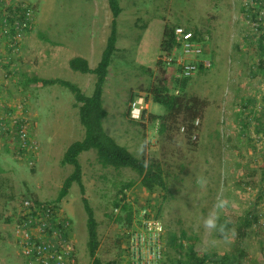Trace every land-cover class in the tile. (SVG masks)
Returning <instances> with one entry per match:
<instances>
[{
	"label": "rangeland",
	"instance_id": "rangeland-1",
	"mask_svg": "<svg viewBox=\"0 0 264 264\" xmlns=\"http://www.w3.org/2000/svg\"><path fill=\"white\" fill-rule=\"evenodd\" d=\"M5 1L11 5L26 2L35 12L33 27L8 66L10 73L2 71L7 72L2 84L9 94L27 103L26 115L38 156L30 167L15 156L12 145L0 141V264L24 261L9 217L24 197L58 205L71 222L76 264H90L78 184L73 182L67 194L56 201L63 180L73 170L69 164L60 165L62 155L84 133L73 94L57 84L23 88L17 84L14 71L60 78L89 96L95 76L71 70L68 61L82 57L90 68L96 66L110 28L107 0ZM247 1L119 0L117 50L103 87L102 105L107 116L102 127L133 156L157 163L165 189L148 191L134 171L100 166L92 149L77 156L84 197L97 222V257L102 261H127L124 242L119 243L127 226L115 221L120 211L114 213L113 202L118 198L134 207L146 204L155 211L164 227L165 246L169 234L184 231L197 238L194 249L198 253H228L235 241L234 228L229 229L225 240L203 226V218L214 211L219 195L229 201L219 217L233 223L249 210L257 216L246 231L245 257L239 264H264V194L258 197L264 187V79L255 66L256 36L241 10ZM165 24L198 29L208 37L206 55L211 64L192 75L185 87L188 96L207 101L198 130L189 138L179 125L169 123L160 131V120L151 119L164 113L161 106L151 102L149 89L158 71ZM164 76L169 84L174 81L171 70ZM131 93L146 102L144 118L139 122L124 116ZM198 176L207 180L204 187L197 183ZM125 183L131 185L122 189ZM166 255L170 260L178 257L167 246Z\"/></svg>",
	"mask_w": 264,
	"mask_h": 264
},
{
	"label": "trees",
	"instance_id": "trees-1",
	"mask_svg": "<svg viewBox=\"0 0 264 264\" xmlns=\"http://www.w3.org/2000/svg\"><path fill=\"white\" fill-rule=\"evenodd\" d=\"M107 8L109 10L111 21L108 35L105 40L104 48L101 52L99 61L94 68H90L86 59L82 57H73L69 59L68 66L71 70L80 72L83 74H93L95 81L93 84L92 92L89 96H85L81 90L73 83L60 79V78H41L34 75H28L26 72L14 71V77H16L17 84L23 86V88L36 84L40 86L57 84L67 88L74 98L73 106L77 108L79 122L84 129L83 138L78 141H74L68 145L60 160V165L69 164L73 167L72 172L63 180L62 185L58 191L56 201L63 198L70 188L73 182H76L79 186V192L82 195L81 203L85 213V226L87 233L86 249L87 255L90 259V264H114L112 261L104 262L97 257V249L99 247V240L97 236V222L94 217V211L90 206L88 199L84 197V187L81 183L82 170L77 161V156L84 151L94 150L96 161L102 167H111L113 169L128 168L140 177L141 185L148 191L155 187L165 189L163 182V174L161 167L155 162H149L148 167L143 166L146 160L144 156L135 157L125 147L120 146L116 141L108 135L103 127L102 120L107 116V113L102 105V93L103 87L106 82L108 74V68L112 61V56L116 52V17L119 15L121 8L119 6V0H107ZM261 8L264 10V0H248L241 8L242 14L253 29V33L256 36V54L257 60L255 66L257 71L262 72L264 79V15L259 17V11ZM176 24H165L162 29V36L159 44V51H163L171 47L172 45V31ZM197 35H203L204 33L198 29H193ZM41 39L47 42L51 41L44 35L39 34ZM158 71L154 79V83L149 89L150 99L152 103H155L162 107L164 113L159 116H151L152 120L159 119V130L163 131L165 127L170 123L171 125H179V128H183L184 134L189 138L195 131L198 130V124L203 117V111L207 107V101L195 96H188L185 87L189 78L181 80L171 81L172 85L168 83L164 74L167 72L166 68L156 63ZM3 69L10 73L8 65H2ZM200 70L199 72H201ZM169 84V85H168ZM134 99V95L131 93L128 97V104ZM128 108L124 113V116L130 121H134L128 116ZM144 116L142 117V119ZM141 119V120H142ZM170 121V122H169ZM197 121V124L195 122ZM139 122V121H137ZM263 180H264V166H263ZM130 183H125L121 187L129 188ZM120 189L118 193H121ZM264 194V187L260 191ZM122 199H115L113 206H119V202ZM131 206L127 203H123L120 206V212L118 213L115 221L120 223L123 221L126 226L130 222ZM226 219L219 217V222L223 223ZM257 221L256 214L252 211H247L244 215L239 216L237 220L228 225V229L234 228L235 241L232 249L228 253H224L221 256L208 253H198L194 249V245L197 242L195 236H189L184 231H181L179 235L169 234L166 246L168 249L178 255L173 260L168 259L166 255L165 246V264H239L240 260L245 257L243 250V242L246 237V231ZM215 231V230H214ZM218 237L223 238L219 233ZM124 236L121 237L119 243H122Z\"/></svg>",
	"mask_w": 264,
	"mask_h": 264
},
{
	"label": "built area",
	"instance_id": "built-area-1",
	"mask_svg": "<svg viewBox=\"0 0 264 264\" xmlns=\"http://www.w3.org/2000/svg\"><path fill=\"white\" fill-rule=\"evenodd\" d=\"M263 15L261 8L259 17ZM34 21L35 12L26 2L11 5L0 0L1 73L5 71L2 65L9 66L18 56L24 36L32 29ZM172 40L171 47L161 51L157 61L166 70L172 71L174 80L189 78L210 66L206 55L208 37L205 34L197 35L191 28L176 25ZM6 73H2L3 77H7ZM1 84L0 141L12 145L15 156L33 167L38 146L26 115L27 103L9 94L7 87ZM145 109L146 102L138 96L129 103L128 116L140 121ZM124 202L122 199L114 213L120 211ZM9 217L16 246L24 260L22 264H76L71 222L57 204L24 197ZM122 242L126 264H165L164 227L148 205L131 206L130 222Z\"/></svg>",
	"mask_w": 264,
	"mask_h": 264
},
{
	"label": "clouds",
	"instance_id": "clouds-1",
	"mask_svg": "<svg viewBox=\"0 0 264 264\" xmlns=\"http://www.w3.org/2000/svg\"><path fill=\"white\" fill-rule=\"evenodd\" d=\"M149 161L145 160L143 163V166L145 168L148 167ZM197 183L204 187L207 184V180L202 177H197ZM229 205V201L226 198H223L221 196H217L216 202L213 205L214 211L208 214L207 218H203V226L206 230L212 231L215 230L217 233H219L225 240L228 239L229 236V229L228 225L232 223L231 219H226L223 223L219 222V214L221 211L226 209Z\"/></svg>",
	"mask_w": 264,
	"mask_h": 264
},
{
	"label": "crops",
	"instance_id": "crops-1",
	"mask_svg": "<svg viewBox=\"0 0 264 264\" xmlns=\"http://www.w3.org/2000/svg\"><path fill=\"white\" fill-rule=\"evenodd\" d=\"M0 83H3V75L1 72H0Z\"/></svg>",
	"mask_w": 264,
	"mask_h": 264
}]
</instances>
